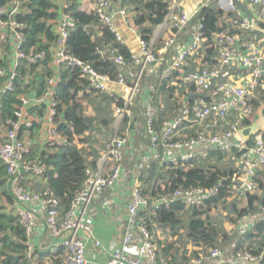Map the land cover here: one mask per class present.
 Instances as JSON below:
<instances>
[{
  "label": "built area",
  "instance_id": "built-area-1",
  "mask_svg": "<svg viewBox=\"0 0 264 264\" xmlns=\"http://www.w3.org/2000/svg\"><path fill=\"white\" fill-rule=\"evenodd\" d=\"M167 1L168 12L155 28L151 40L138 37L140 49L132 52L131 66L132 69L138 68V72L128 67L116 46L108 44L98 49L102 58L108 57L117 65L119 72L114 79L68 51L71 34L78 27L76 18L69 11L70 0L54 1L59 8L58 14L48 25L55 37L52 41L44 39L47 47H27V25L20 17L30 12L29 0H11L0 6V97L18 94L20 101L13 117L3 118L0 111V160L6 165L14 197L12 212L24 228L23 258L28 264H86L83 233L93 237L92 204L120 180L124 169L128 139L119 126H124L126 118L132 117L133 98L140 90L139 82L142 83L143 76L155 74L159 68L162 82L172 81L175 85L181 82L185 89L194 86L202 96L196 103L184 105L174 119L164 121L160 133H156L154 127L156 108L153 104L148 106L147 126L153 148L139 154V176L150 168L152 160H159L160 165L168 161L184 165L214 150L230 155L238 153L233 156L238 171L230 185V193L236 199L242 200L248 193L260 191L258 178L264 171V127L256 129L249 137H244L242 130L249 126L248 122L252 123L257 110H264V97L260 98L264 94V35L260 38L255 36L257 32L264 31L261 27L264 23V0L209 1L215 2L224 11L226 20L239 30L231 33L225 29L213 35L212 42L218 48V63L214 65L207 64L204 58L207 36L203 23L193 24V16L183 8V0ZM239 3L256 9L257 20L230 17V13H237ZM93 11L100 24L114 32L119 43L125 44L115 19L118 16L128 19L129 11L125 8L116 11L112 0H94ZM188 28H191V38L182 43L180 37L187 33ZM175 47L179 52L169 61L167 54ZM192 63H196V67L191 68ZM45 68L48 71L44 86L39 90L38 81L31 80L35 71L44 73ZM68 70L77 71L79 77L88 83L89 91L96 93L112 95L113 86L127 87L128 77L131 85L129 94L120 99L123 105L114 103L115 133L102 151L96 167L86 170L82 189L74 196L69 209L63 212L59 199L47 185V164L29 156L35 143L62 146L67 142L66 135L59 129L58 104L62 73ZM21 82L24 86L18 92L17 86ZM255 99L261 101L259 106L252 103ZM233 114L238 116V120L226 130H202L195 135L184 133L208 120L224 119ZM131 188L122 243L120 247L112 246V256L127 264H176L160 257L157 239L141 221L142 214L151 204L143 191L142 181L136 180ZM218 194V188H177L172 197L162 196L155 202V210L163 203L169 204L171 199L187 206L201 207L207 199ZM260 220L264 221V209ZM240 221L246 229V217ZM41 223L48 238L54 241L55 250L51 252L38 249L37 235ZM95 243L100 246L99 241ZM221 257H224L222 264H264V250L259 255L239 250L231 257L219 248L211 249L210 257L201 255L178 264H203L205 258L216 260Z\"/></svg>",
  "mask_w": 264,
  "mask_h": 264
},
{
  "label": "trees",
  "instance_id": "trees-1",
  "mask_svg": "<svg viewBox=\"0 0 264 264\" xmlns=\"http://www.w3.org/2000/svg\"><path fill=\"white\" fill-rule=\"evenodd\" d=\"M55 0H29L30 12L24 13L20 19L26 23L25 36L27 39V47H47L44 39L52 41L54 33L48 22L57 16L58 5L54 3ZM122 6L134 5L136 11L135 24L137 25L140 35L146 40L150 41L155 28L163 22L168 12L167 0H120ZM71 6L69 11L76 18L78 27L72 32L69 43L68 51L80 58L81 60L92 63L97 70L102 73H108L113 79L118 75V67L108 57L102 58L98 49L105 48L108 44H112L119 49L128 63V67L133 66L132 51L125 45L116 40V35L108 27L100 24L94 11L87 13L80 8V0H70ZM124 8V7H122ZM230 17L240 19V14L236 12L230 13ZM225 13L218 7L215 2H210L207 6L203 7L198 14L197 20L204 25V32L207 36L206 47L204 48L205 61L207 64L214 65L218 63V48L212 42V37L215 33L222 30L229 29L231 33L239 32L237 27L226 20ZM96 30L101 33L96 34ZM195 64V63H194ZM196 65L193 66V68ZM132 69V68H131ZM137 69H132L136 71ZM48 70L45 68L44 73L34 72L31 80L38 81V88L44 86L45 75ZM146 74L143 76L142 83L144 82ZM128 82L130 77L127 78ZM60 85V99L58 104V117L59 129L66 135L67 142L62 146H48L40 143H35L31 149L32 158H38L47 164V185L54 192L55 196L60 201V208L66 212L74 198V196L82 189L86 178V170L88 168H95L100 156H91L84 148L78 147L76 144V137L85 134V132L92 130L94 119L87 117L84 113V104L82 98H78L81 90L89 88L88 83L79 77L77 71H64L62 73V81ZM131 85V81H130ZM142 85V84H141ZM24 84L21 82L17 86L18 92L22 90ZM194 90L195 87H190ZM89 90V89H88ZM96 97H101L105 100H110L107 93H96ZM264 95V94H263ZM264 97V96H263ZM85 99V96H83ZM115 100V99H114ZM117 105L122 106L123 101H115ZM256 106L261 104L258 99L252 100ZM20 104L18 94L3 95L0 97V111H2L3 118L13 117L16 106ZM134 105V104H133ZM43 107L41 108L42 111ZM133 113H138L133 106L131 107ZM147 112V109L145 113ZM264 112V111H263ZM102 113H106L103 109ZM43 114V113H40ZM235 114L232 115V117ZM230 117V116H229ZM132 117H127L124 122V127L127 125ZM175 118V117H174ZM173 118V119H174ZM172 120V117L166 121ZM106 127L110 123H115V119L107 117L100 121ZM232 123V122H231ZM164 125L162 123L161 129ZM197 126V125H196ZM194 126V127H196ZM114 127V126H113ZM129 127V126H128ZM155 132L160 133V128L154 125ZM192 127V128H194ZM223 130H226L230 125L225 122L220 124ZM35 129V127H34ZM123 131V130H122ZM125 131V130H124ZM199 131L191 135H195ZM35 134H33V137ZM113 136V135H112ZM153 148L152 144L148 146ZM148 148V149H149ZM147 151V150H146ZM162 151V149H160ZM214 151V150H212ZM238 153L224 154L215 151L212 155L218 160L234 159V155ZM216 159V160H217ZM217 160V161H218ZM199 160H191L187 162V168L181 164L175 165L171 162L160 165L159 160H152L150 168L141 172L140 177L143 185L145 195L149 197V209L142 214L141 221L148 227L152 235H155L157 227L168 228L172 234H179L181 229H185V235L191 239L195 245L199 246V250L193 251L191 255L186 256H171L170 249L172 246L168 243L163 244L157 240L159 247L158 253L162 259L171 263H182L191 261L201 255L210 257V250L219 248L223 251L221 244L227 240H221L218 231V221L206 218L214 207L221 204H228V210L234 222L241 220L244 217H249L253 213H261L264 209V171L260 172L258 178L259 192L248 193L245 196L246 206L239 207L238 203L243 200L236 199L230 193V185L232 178L236 175V171L232 168H222L216 170L206 169L201 165ZM159 178V179H158ZM160 181H166V189H163V184ZM39 184V182H37ZM41 182V186H42ZM191 187H204L207 189L218 188L219 194L207 199L201 207L187 206L180 201L171 199L169 204L163 203L158 209L155 210V202L161 200L162 196L166 198L172 197V193L177 188H191ZM145 188V189H144ZM150 190V191H149ZM3 200L8 202L11 206L14 202L9 180L7 177L6 165L0 160V264H28L23 258L25 254L24 239L25 232L22 225L19 223L18 217L11 211L6 210ZM255 201L258 205H255ZM8 205V204H6ZM152 213V211H154ZM206 215V217H204ZM237 219V220H236ZM240 225V223H239ZM229 237V236H228ZM227 237V238H228ZM262 237V240L258 238ZM235 239L238 246L230 253L235 254L239 250H248L253 254L259 255L264 250V221L257 222L255 229H247L243 233H235L229 237ZM228 238V239H229ZM40 249V248H38ZM225 252V251H223ZM208 259L205 258L203 264H208ZM264 262V261H263ZM253 264V263H245Z\"/></svg>",
  "mask_w": 264,
  "mask_h": 264
},
{
  "label": "crops",
  "instance_id": "crops-1",
  "mask_svg": "<svg viewBox=\"0 0 264 264\" xmlns=\"http://www.w3.org/2000/svg\"><path fill=\"white\" fill-rule=\"evenodd\" d=\"M209 1L210 0H183V8L189 11L193 16V24L199 22V20H197L198 14L203 8V5L209 3ZM112 4L116 11L122 7L129 11L128 13H130V15L128 19L118 16L115 19V23L117 30L125 39V45L132 52L138 51L140 49L138 37L141 35L137 25L134 23V16L136 14L134 5L122 6L120 0H112ZM80 8L87 13L93 12L94 0H80ZM237 14H240V18H249L254 21H256L258 18V11L254 8H251L246 3L238 4ZM261 27L264 28V23H261ZM96 31L97 32L94 37L101 34L98 30ZM190 31L191 28H188L187 33H183L181 35L182 39L180 37V42L185 43L186 41L190 40ZM256 34L257 35L255 36L260 38L264 35V31H259ZM178 52L179 48L175 47L171 53L169 52L167 54L168 60H172ZM194 65H196V63H192L191 67ZM160 74L161 69L159 68L155 74L146 75L144 82L142 83L140 90L135 97V104L133 108L138 113L132 114L133 118L129 120L124 128L128 141L125 147L124 169L120 180L103 195L95 199L92 204L91 223L93 226V237L83 233L86 245V264H127L119 259H115L111 254V249L113 245H117L118 247L121 246L124 235V225L127 216L126 207L132 194L131 187L134 185L136 180H142L138 174L139 154L142 151L148 149V146L152 144L151 135L147 126L148 113H145L146 109H148V106L153 104L156 108L157 113L154 117V125L156 124L161 130V126L164 121L167 119L169 120L171 117L173 119L174 117L178 116L184 105L194 104L202 96V94H200V92H198L196 89H185V86H183L181 82L176 85L172 81L162 82ZM118 88L120 87L113 86L112 95L108 94V96L112 99L108 101H104V99L101 97H96L95 94L90 93L87 88L81 90L78 94V98H82L81 101L84 104V113L87 115V117L94 119V124L92 125V130L85 132L83 135L77 136L75 141L78 147L84 148L88 151L87 153H89L91 158L97 155V159L100 156V153L106 148L109 140L112 138L111 132L113 129V122L110 123L109 127H106L100 121L106 119L107 117H112L115 119L114 102L116 99L120 100L125 97V95L129 94L130 81L128 82L127 87L120 89ZM116 93H118L117 97ZM83 96H85V99ZM263 96L264 95H261L260 98H263ZM105 108L107 112L102 113V110ZM263 111L264 110H257L252 123L250 124L248 122L249 127L251 125L258 129H262L264 127ZM234 116L235 117L230 116L224 119L208 120L201 125L185 130L184 133L193 134L195 131L199 130L211 132L223 130L220 127V124L225 122L226 125L231 126L238 120V116ZM105 133L107 135L109 134L108 138L110 137L106 142L102 140L103 134ZM207 154L212 156L215 154V151L207 152ZM233 164L235 167L237 166L236 161ZM246 201L247 200H243L242 202H239L238 206H246ZM14 204L15 203L13 202L11 206H9L10 204L7 205L11 211L14 208ZM255 205H258L256 201ZM217 210H219L221 214L220 219L218 220L219 236H221V240L225 238V240L228 242L227 244L225 241L221 244V246L223 247L225 245V247H223V251H225L226 255L232 257L233 254L231 255L230 253H232L235 250V246L238 245L236 243L237 241L235 242V239H232V242L228 241L231 240L229 237L235 233L246 232V229L249 228L251 230L255 229L257 222L260 221V213H253L246 218L247 228L245 229L243 223L241 224V221L236 219L237 222H234L231 220L233 215H231L232 213L229 212L227 203L221 204L218 207H214L211 212H215ZM185 234V229H181L179 234L174 235L168 230V228L163 229L157 227L154 236L163 244L169 243L172 246L169 255L188 256L191 255L193 251L199 250V246L195 245L194 242L191 239H188L187 235ZM257 238L258 237H256V239ZM96 241L100 242V246L96 245ZM37 242L39 243L38 248L42 249L44 252H51L52 250H55L54 241H51L48 238L47 231L43 223H41V227L39 228ZM223 259L224 257L216 260L209 259L207 261L208 264H222L224 261Z\"/></svg>",
  "mask_w": 264,
  "mask_h": 264
},
{
  "label": "rangeland",
  "instance_id": "rangeland-1",
  "mask_svg": "<svg viewBox=\"0 0 264 264\" xmlns=\"http://www.w3.org/2000/svg\"><path fill=\"white\" fill-rule=\"evenodd\" d=\"M191 67V66H190ZM192 68V67H191ZM135 69H137L136 70V72H138V68H135ZM142 83H141V81L139 82V86L141 85ZM137 95V94H136ZM136 97V96H135ZM134 99V101H135V98H133ZM106 103V102H105ZM105 103H103L104 105H106ZM135 104V103H134ZM165 105H167V104H165ZM133 107H134V105H133ZM166 109H167V106H166ZM105 110H106V108H105ZM132 110V109H131ZM106 112H107V110H106ZM133 113V112H132ZM115 125H113L114 127H113V129H112V132H111V135H113L114 133H115V131H116V129H115V126H116V123H114ZM120 127V130H121V127H122V132H125L124 131V126H119ZM110 135V136H111ZM108 136H109V134L107 135L106 133L105 134H103V138H102V140H104L105 142L107 141V139H109L108 138ZM205 154L204 155H202V156H200L199 158H197V159H194V160H199V162L201 163V165H204L205 167H206V169H210V170H216V169H219L220 167H222V168H232L234 171H238V168H237V166L235 167V165L233 164V163H235V161L234 160H232V159H226V160H218L217 158H214V156L212 157L211 155H209V154H207L205 157ZM218 161H217V160ZM198 162V163H199ZM186 165V166H185ZM183 166H185L186 168H187V166L189 167V165H187V163H185ZM163 185V189H166V181L164 180V181H160ZM145 189V188H144ZM150 191V190H149ZM242 200H245V198H243ZM3 203H4V206H5V209L6 210H8L9 209V207L6 205V204H9L8 202H6V201H4L3 200ZM220 216H221V214H220V211L219 210H217V211H215V212H211L207 217H206V215H204V217H206L207 219L208 218H211V220H214V221H218L219 219H220ZM256 239V238H255ZM259 240H262V237H260V238H258Z\"/></svg>",
  "mask_w": 264,
  "mask_h": 264
},
{
  "label": "water",
  "instance_id": "water-1",
  "mask_svg": "<svg viewBox=\"0 0 264 264\" xmlns=\"http://www.w3.org/2000/svg\"><path fill=\"white\" fill-rule=\"evenodd\" d=\"M8 1H11V0H0V6L4 5L5 3H7ZM258 129L256 128L255 126H248L246 129L242 130V135L244 137H249L250 135L253 134V132Z\"/></svg>",
  "mask_w": 264,
  "mask_h": 264
}]
</instances>
